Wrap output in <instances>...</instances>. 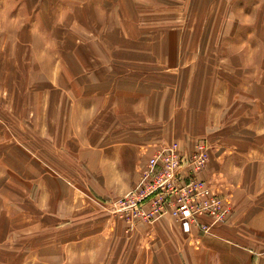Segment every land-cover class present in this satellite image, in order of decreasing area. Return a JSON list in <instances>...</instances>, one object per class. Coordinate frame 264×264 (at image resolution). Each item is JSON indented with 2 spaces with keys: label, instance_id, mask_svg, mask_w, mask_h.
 Segmentation results:
<instances>
[{
  "label": "crops",
  "instance_id": "crops-1",
  "mask_svg": "<svg viewBox=\"0 0 264 264\" xmlns=\"http://www.w3.org/2000/svg\"><path fill=\"white\" fill-rule=\"evenodd\" d=\"M148 1L155 2L156 7L148 8ZM115 2L118 3L101 6L105 11V18L113 16L114 19L115 13H119L116 15L117 21L114 19V26L109 28L112 32L114 29L115 34L108 32L105 22L95 19L99 25L95 22L94 27L103 35L93 37L108 49L110 37L116 35L114 43L122 46L115 48L116 52H125L128 59L130 52L123 49L131 42V33L126 30V26L131 24L141 28L136 36L139 32L146 36L149 29L146 23L151 21H145V16L140 12L149 10L157 13L171 7L160 0ZM173 8L177 13H186L185 19L181 15L175 17L171 26H168L178 30L175 33L177 41L173 42L171 37H165L159 30L164 25L160 27V21L156 20V25L150 29V38L152 44L159 45V48L148 52L143 43L137 42L134 45L138 46V51L134 54L138 58L146 55L147 60L159 61L154 66H159V71L162 72L165 61H168L165 64L168 70L186 68L188 64L183 65L184 61L191 59L192 54V60L198 59V56L193 50L185 53L180 49L182 29L217 28L220 25L226 28L236 27V34L225 36L228 37L227 43H235L237 47L236 52L231 53L235 60L234 68L227 69L226 72H230L232 77L235 76L234 80L239 81L233 84L231 79L224 76L217 86L212 87L210 67L200 69L194 66L190 71L187 69L189 87H170L166 91H171L169 97L165 93L167 87H132L130 80L128 83L115 78L105 79L112 77L113 70V76L119 73L114 57L108 51L100 54V50L92 57L87 53L83 55L84 48L78 44L80 49L76 60H79L82 67L80 81L84 82L85 77L93 75L95 78L91 76L92 84L54 87L55 89L41 87L38 90L37 87H24L27 98L17 103V107L25 108L24 111L28 114V119H22L19 124L22 135L18 132L20 136H28L20 137L26 139L28 145H8L11 150L2 153L8 156L3 157L0 164V180H3L4 187L15 191H11L12 202L8 199L2 201L0 241H5L0 242V251H15L5 247L7 245L13 247L27 244L28 253L24 255L22 264H258L252 249L247 250L234 227L244 212V207H240L235 214L237 193L232 198L233 209L223 223L215 225L210 233H200L194 229L191 234L183 233L170 217L161 218L152 224L137 223L128 231L125 220L97 209L84 196L85 177L90 175L94 178L93 173H97V176L102 174L104 178V185H100L97 180L94 189L103 187L117 193L127 191L155 147L173 139L153 140L154 136L163 134L162 122L169 115L173 116L171 134L183 140L186 146L191 147V140L200 135L213 142L215 149L210 171L223 175L226 183L223 185L226 187L232 185L228 181V175L224 176L226 173L216 168L218 160L222 162L224 152L216 153L224 143L227 145L226 137L232 135L235 138L237 133H241L243 138L252 137L253 130L258 135L264 133L253 125L256 117L264 118V84L261 79L264 75V53L262 57L260 54V44H264V0H181ZM223 9H227L229 13L225 20L213 17L214 13H221ZM128 11L132 14L131 18L125 14ZM121 18L125 19L118 22ZM222 21L225 23L222 24ZM245 28L251 29L247 36L243 34ZM78 37L81 39V33L77 30V42ZM205 38L203 34V41L199 39L198 44L212 47L214 39H217L212 32L210 37ZM175 42L177 52L172 50ZM185 42L188 46L193 43L189 39ZM244 43H247V48H243ZM83 60L92 64H84ZM171 60L175 61L174 64L169 62ZM78 65L77 63L80 68ZM200 71L203 77L199 74ZM12 90L16 92V87H12ZM37 91L42 92L43 99H36ZM10 104H13V100ZM167 108L172 110L166 111L165 116ZM37 109L40 110L37 128L41 132L39 137L42 138L38 142L31 137L32 127H36ZM149 124H154L159 130L156 129L155 133L149 135L152 131L147 129ZM15 135L16 132L13 133V138L17 137ZM20 146L22 149H19ZM32 148L41 155L36 157L40 162L38 164L25 151L32 152ZM256 149L252 146L245 153L247 157L241 170L235 172L234 187L241 188L240 185H243L247 188L248 182L252 178L256 181L264 171L261 154L254 155ZM233 151L238 156L237 151L234 149L231 153ZM238 162L241 160L234 157L225 165L226 169L232 173L230 167L235 170ZM82 164L84 166L79 168ZM91 186L93 187L92 184ZM25 193L28 199L22 196ZM22 198L25 201H21ZM24 209L28 210L27 220L10 215L13 210L24 214ZM40 214L44 217L43 225L55 226L49 230V238L44 237L47 240L43 244L36 245L40 241L36 240V233L32 229L26 236L14 233L15 229L23 226L22 221L35 224L37 215ZM11 233L16 241L10 238ZM0 264L5 263L0 260Z\"/></svg>",
  "mask_w": 264,
  "mask_h": 264
},
{
  "label": "rangeland",
  "instance_id": "rangeland-1",
  "mask_svg": "<svg viewBox=\"0 0 264 264\" xmlns=\"http://www.w3.org/2000/svg\"><path fill=\"white\" fill-rule=\"evenodd\" d=\"M160 1L168 3L169 8H171L167 11H161L157 13L149 10L140 12L141 15L145 16V21L146 19L151 21L146 23L149 28L147 29L148 32L146 36L144 34H140L141 32H139V34L136 36V33L141 28L138 29L131 24L128 27L126 26V30L131 33V42L127 43L123 49L130 52V54H128L129 58L126 59L127 55L125 52L121 50L116 52L115 48L122 47L119 45V43H114L116 40V35H112V37H110L111 44L109 45L108 49H105V44L101 45L102 43L100 40L93 37H101L103 35V33L99 32L98 29L94 27L95 22L97 26L99 25V22L95 21V19L105 22L108 27V32L111 31L109 28H111L112 25L114 26V19L117 21L116 15L119 13H115L116 15L114 14V19L113 16H108L105 18V11L104 9H101L102 5L111 4L112 6L113 4L118 3L115 2V0H110V3L108 0H0V164L3 161V157L8 156V154L2 153H5L6 151L9 152V150H11L8 148V145H20L28 143L26 139L20 138L28 137L26 134L23 136L18 135V132H21V135L23 133V131L19 128V124L22 123V119H28V114H26V111H24L25 108L17 107V103L20 100L27 98V94H25L23 91L24 87H37L38 90L41 89V87H53V89H55L54 87H80L81 84L86 86L87 83H93L91 80V76L95 78L93 75L85 77L84 82L80 81L82 67L79 60H76L80 49L77 47L78 44L82 46V49L84 48L85 53L82 52L83 55L87 53L89 57H92L100 50V54L108 51L114 57L116 65L119 68V73L113 76L115 73L113 70L111 72L112 77H105V79L115 78L117 80H125L128 83L131 81L133 84L132 87H167L165 93L169 97L171 96V91H166L170 90V87H189L188 75L189 71L193 69L194 66L195 68L197 67L200 69L210 67L211 71L209 74H212V85H210L212 87L217 86V83H219L220 79L224 76H226L228 79H231L233 84H236V81H239V79L234 80L235 76L232 77L230 72H226L227 69L234 68L235 60L233 58V54L231 53L236 52L237 48L235 43H227L228 37L225 38L227 35L236 34V27L226 28L220 25V20H225V18L229 16V8L228 10L223 9L221 13H214L213 17L220 19L217 21L220 27L206 29L184 28L181 30V33H183L181 37L183 38L180 49L185 53L192 52L193 50V52L196 54V57L198 56V59L192 60L194 59L192 54L191 59L185 60L183 65L188 64V67L186 68L181 67L180 69L175 68L168 70V67L165 66V64H168V61H165L164 71L162 72L159 71V66L158 68L154 66L155 63L159 64V61L156 62L155 60H147L146 55H143L144 58H138L134 54L135 51H138V46L134 45L137 42L143 43L145 50L148 52H152L153 48L155 50L156 48H159V45L152 44L150 38V29L156 25L154 23L156 20L160 21V27L164 25V28H159V30L162 31V34H164L165 37H171L173 42L177 41L178 37L175 38V33L178 30L169 28L168 26H171V22L174 21L175 17H179L181 15V17H184L185 19L186 13H177V11H175L173 8V5L181 0ZM81 4H84V6L81 7ZM155 4L156 3L153 1H148L146 3L148 8L151 6L156 7ZM94 6L96 11L95 13ZM125 14L128 18L132 17V14L129 11ZM124 19L125 18H121L118 22ZM224 23L225 22L222 21V24ZM77 30L81 33V39L78 37L79 42H77ZM250 31V28H245L243 30V34L247 36ZM211 32L212 35L217 38L214 39L216 43L213 41L212 47L209 45L206 46L205 44H203L204 46L202 44H198L199 39L203 41V34H205L206 38H208L211 36ZM112 33L115 34L114 29ZM94 39H96V41ZM188 39L193 42L189 46L188 43L185 42V40L187 41ZM174 44L175 48L174 45H172V50L177 52V42ZM244 47L247 48V43L243 44V48ZM255 47H257V45H255ZM142 51L144 50L142 49ZM263 53L264 44H260L261 57ZM85 62L86 64H92L90 61L85 60L84 64ZM169 62L174 64L175 61L171 60ZM77 63L80 65V68L77 67ZM170 66L169 68H172ZM139 67H141V70H139ZM263 70L264 69L262 68V71ZM161 73L164 74L161 75ZM199 74H201V77H203L202 71H200ZM261 79L262 83L264 84V75L261 76ZM161 82H163V84H161ZM12 87H16V92L12 90ZM52 93L54 98L55 91ZM42 95V92L37 91L36 99H43ZM12 100L13 104H10ZM170 109L171 108L165 109V116L167 115L166 111ZM39 111L40 110L37 109L35 120L36 127H32V132L30 129L31 137L32 139L35 138L36 142L42 141V138L39 137L41 132H39V129L37 128L39 122ZM170 116L171 115L163 119V134L158 137L154 136L153 140H159L161 138H173L172 140H177L184 147H188L186 146L187 144L183 142V140L178 139L171 134L173 132L171 129L173 124V116ZM29 117L31 118L30 115ZM253 125L254 127L256 126L260 132H264V118L260 119L256 117ZM15 129L17 131H15ZM147 129L149 132L152 129L149 135L155 133L156 129L159 130V128L155 127L154 124H149ZM15 132V136L17 137L13 138V133L15 134ZM252 133H254L252 135L253 138L246 136L243 138L241 133H237L235 138L232 135L227 136V140H225L227 145L224 143V146H222L219 151L217 150V153L215 151L216 155L218 152H224L223 160L222 162L218 160L219 166L217 164L216 168L220 170V172L223 170L226 173L224 176L228 175V181L232 183L231 187L228 189L229 194H231L230 197L233 198V195H236L237 193L236 196H238V199L236 198L235 214L239 209H241L240 207H244L243 215L236 221V223L234 222L236 232L238 236L242 238L243 241L241 242L244 244V246H246L247 250L252 249L255 259L258 260V264H264V171L260 173V177L258 176L256 181H253L252 178L251 182H248L249 186L247 185V188L243 185H240L241 188L234 187V180L236 178L235 172L237 173L238 170H241V165L245 162L244 160L247 157L245 156V153L249 148L252 146L257 148V151L254 152V155L261 154L260 158L263 159V161L262 159L261 161L264 164V133L258 135L255 130H253ZM201 137L205 136L200 135L197 138ZM228 137L233 139L229 140ZM197 138L191 140L192 144ZM19 149H22V147ZM234 149L237 151L238 156H235V151L231 153V150ZM25 151L29 153L30 159L36 161L37 164L40 163L36 158L40 155L38 150L33 149L32 152H29L25 149ZM242 152L243 154H241ZM234 157H237V159L241 160V162H238L237 164V171H235L236 169L234 170L233 167L229 166L233 170L231 173L226 169L227 166L225 165H227L230 160H233ZM83 166L84 165L82 164L79 168H82ZM100 175L101 176H97V173H93L94 178L90 175L85 177L86 187H84L83 190L85 194L87 193L86 195L84 194L87 200H90L88 199V196H92L102 201L112 202L114 199L124 196L136 184L135 180L134 183L131 184L130 188L124 193L108 191L103 187H101L103 189L100 187L94 189L97 180H99L100 185H104L103 175ZM80 178L82 179V177ZM0 182L1 213L3 208V199H8L10 202H12V192H14L15 189L4 187L3 180H0ZM223 190L227 192V190ZM22 196H26L28 199L27 193ZM21 201H25L24 198H22ZM230 203L231 209H233L234 205L231 200ZM89 204L93 206L91 200ZM27 212V209H24V214L18 212L17 210H13L10 215L12 217L15 215L17 219L24 218L27 220ZM30 222L22 221L21 223L23 226H21L19 229H15L14 233H17L21 236H26V234L29 233V230L32 229L36 233V240L40 241V243L36 245H40L41 243L43 244V242L47 240L44 239V237L49 238V230L55 227L54 224L53 227L49 225H43V214L37 215L35 224L31 222L29 225ZM54 223H56V221ZM28 225L30 228H28ZM10 235V238L16 241L12 237V233ZM5 247H7L9 250L12 249L15 251H0V260H2L3 263H23L22 260L24 259V255H27L28 253L26 249L28 247L27 244L15 245L13 247H11V245H7ZM39 255H42V253H39Z\"/></svg>",
  "mask_w": 264,
  "mask_h": 264
},
{
  "label": "built area",
  "instance_id": "built-area-1",
  "mask_svg": "<svg viewBox=\"0 0 264 264\" xmlns=\"http://www.w3.org/2000/svg\"><path fill=\"white\" fill-rule=\"evenodd\" d=\"M214 149L206 137L197 138L191 147L165 141L138 170L136 184L128 193L112 202L87 195L88 199L97 209L125 220L127 230L137 223L170 217L183 233L194 229L210 233L224 222L232 201L223 175L210 171Z\"/></svg>",
  "mask_w": 264,
  "mask_h": 264
}]
</instances>
